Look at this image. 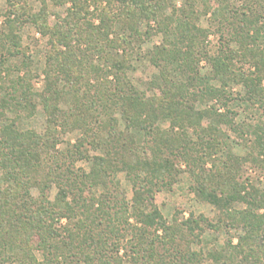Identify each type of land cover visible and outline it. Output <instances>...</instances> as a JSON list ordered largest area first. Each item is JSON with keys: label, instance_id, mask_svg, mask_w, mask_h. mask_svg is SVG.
Returning a JSON list of instances; mask_svg holds the SVG:
<instances>
[{"label": "trees", "instance_id": "16d2710c", "mask_svg": "<svg viewBox=\"0 0 264 264\" xmlns=\"http://www.w3.org/2000/svg\"><path fill=\"white\" fill-rule=\"evenodd\" d=\"M28 1L7 0L9 10L0 30V170L4 184L0 187V264L17 249L25 253L23 259L35 264L33 248L43 253L46 264H204L200 253L181 249L187 235L203 230L197 221L169 224L154 204L157 185L172 176L178 161L189 169L194 194L227 217L220 222L227 234L242 230L236 244L231 237L226 249L210 258L224 264H264V186L237 177L238 157L229 154L222 161L219 155L225 146L224 126L241 140L247 135L253 138L251 160L264 165L263 0H184L186 5L174 9L171 16L164 15V2L173 0H106L107 9L100 17H89L90 8L105 0H53L58 5L71 4L66 17L49 27L41 10L38 15L30 14L27 21L37 25L55 49L47 61L40 93L27 73L12 79V68L2 58L6 52L9 56L20 52L18 32L29 11ZM115 4L119 11L111 17ZM201 4L206 12L214 5L211 15L217 19L222 41L214 55L208 53L207 31L198 27ZM96 18L98 25L93 23ZM144 21L156 23L164 37L148 54L160 70L161 97L141 94L127 77L128 50L134 53L135 43L152 35L151 26L141 30ZM116 24L122 34L113 36ZM232 42L237 49L230 47ZM203 61L211 66L209 75L200 72ZM243 61L254 71L237 65ZM215 81L221 86L216 87ZM231 81L244 87L242 99H232L227 92ZM211 101L217 106L195 111L197 103ZM232 101L256 106L262 120L237 124L230 109ZM39 105L46 115L44 135L22 131L16 122L3 118L8 111L32 116ZM220 108L225 110L219 112ZM118 113L124 130L118 129ZM168 118L171 130L163 133L158 123ZM189 127L197 133L196 140L189 136ZM74 129L83 131L76 144L82 156L80 147L87 144L95 150L108 146L110 155L119 149L131 152L127 149L134 146L127 137L131 133L144 140L154 137L157 149L144 148L146 155L133 149L134 162L125 165L133 186L130 207L109 196L96 198L90 190L118 173V165L95 157L90 173H75L60 157L58 136ZM154 152L159 156L151 157ZM53 184L58 193L50 201L47 191ZM34 188L40 192L39 199L32 196ZM236 204L246 207L238 211Z\"/></svg>", "mask_w": 264, "mask_h": 264}, {"label": "rangeland", "instance_id": "374dc122", "mask_svg": "<svg viewBox=\"0 0 264 264\" xmlns=\"http://www.w3.org/2000/svg\"><path fill=\"white\" fill-rule=\"evenodd\" d=\"M264 3V0H263ZM23 5V4H22ZM165 5V16H171L173 10L180 9L186 5L184 0H173L171 2H164ZM240 5V4H239ZM29 11L22 17L24 26L18 32L20 37V47L18 56H9L7 52L2 58L8 60L6 66L12 68V79L21 77L27 73L32 83L35 87V91L40 93L44 90L45 80H44V70L47 65V61L51 53H54V48L51 46L49 37H45L39 32L37 25L27 22L28 16L30 14H39L42 10L46 13L48 18L49 27L54 26L58 18H64L68 14V9L71 7V4L67 5H58L53 0H29L27 5ZM95 5H91L90 16L89 17H100L104 9H107V1L105 0L103 4H99L97 8ZM213 10L214 5L211 6ZM111 8V7H110ZM9 10L7 0H0V30L3 29V22L5 21L7 11ZM112 14H116L119 9L115 6L112 7ZM212 10H207L203 8L202 4L198 7L199 20L198 27L207 31L208 38L205 40L208 48V53L214 55L217 53L219 47L222 44L220 39V32L218 31L217 19L211 15ZM112 17V16H111ZM96 25L99 24L98 18L93 21ZM260 24H264V15L260 19ZM151 26L153 28L152 35L150 38H141L134 45V53L128 50L130 54V68L127 72V77L136 88L138 92L147 97H161L162 89H164L163 80L160 76V70L155 67L148 58L149 52H151L154 47L159 46L163 43V35L157 32L156 23L144 21L141 25V30L144 32L146 29ZM223 29V28H222ZM227 29V28H226ZM227 33V32H226ZM122 31L118 24L115 25L113 36L121 35ZM227 40L229 38L226 36ZM75 44V43H74ZM232 49H237L238 45L234 42L230 44ZM59 50L60 48L57 47ZM122 49L118 51V55L122 54ZM96 64H101L97 57L93 58ZM1 61V57H0ZM240 67L249 71H254L253 66L249 64L237 63ZM212 71L211 66L206 61H203L200 65V72L204 75H209ZM29 72V73H28ZM7 77V76H5ZM216 87L221 86V82H213ZM264 85V84H263ZM226 90L231 94L232 99H242L245 94V89L242 85L234 83L233 81L229 82L226 86ZM217 106L216 101H211L207 104L197 103L196 112L201 113L206 108ZM65 108V105H62ZM231 112L235 114V122L237 124L253 125L256 122L262 120L261 111L258 110L256 106L247 105L246 103L239 101H232L230 103ZM225 109L220 108L219 112H223ZM6 122H16L18 128L22 131H35L40 135H44L47 129L46 115L41 105L38 106L36 113L32 116L27 114L20 113L17 114L13 111H8L5 114ZM3 119V121H4ZM115 119L119 121L118 129L124 130V123L121 119L120 114L115 115ZM171 119H165L158 123V128L160 131L167 132L171 130ZM206 121V120H205ZM205 125V124H204ZM207 127V126H206ZM223 130V149L219 154L222 161H226L229 154L233 155L235 158H239L235 165V169L238 171L237 177L241 181L245 179H250L251 182L257 184L258 186H264V165L258 164L251 160L252 148L250 144L253 142V138L247 137L245 140H241L233 131L229 130L226 127H221ZM177 133L180 132L178 128L175 129ZM188 133L193 140H196L197 133L194 128L189 127ZM132 133L127 136L129 139H133V147L130 148L131 152H126V150L119 149L118 154L115 152L109 155L110 147H104L103 150H95V148L90 145H84L80 147L83 152V156L78 154L76 149V144L79 143V139L83 138V131L79 129H74L69 132H62L58 136L57 149L60 154V157L66 159V165L75 171V173L84 170L86 173H90L92 169L93 159L95 157H103L104 159L112 162L114 165L119 166V172L115 175L112 173V177L107 179V181L91 188V193L96 197L100 196H109L112 199L117 200L119 203L126 202L129 207L133 204V186L128 177V172L126 171L125 165L127 163L134 162L133 149H137V152H143L146 155L149 147H154L157 149L156 144L154 143V137H146L145 140L142 136L132 137ZM165 136V135H163ZM162 138L164 139V137ZM89 140L92 139L89 136ZM251 140V142H250ZM132 145V144H131ZM129 146V145H128ZM136 147V148H134ZM144 148L146 151H144ZM150 151V149H149ZM136 152V153H137ZM168 154L167 150L165 151ZM140 153V155H142ZM155 153V152H154ZM150 154L151 157L159 156L157 153ZM82 156V158H80ZM160 159V157H159ZM178 161V160H177ZM186 163L175 162L174 172L172 176H166L164 182H159L157 185L159 190H156L154 193V204L158 210L162 213L163 217L168 221L169 224L183 223L187 220L197 221L202 231H196L195 236L187 235V239L182 241L181 249L191 250L193 252L200 253L204 258V264H224L223 262H216L210 258L212 253H221L223 252L228 244V241L233 238V244L237 243V235L242 233V230L238 231L231 230L228 234L226 229L220 223L222 220L227 221V217L221 213V211L214 206L203 202L200 200L192 191L194 180H192L191 175L189 174V169L185 165ZM212 164L208 163L207 168L211 169ZM123 167V168H122ZM173 171V170H172ZM2 172L0 170V187H4V184H1ZM105 183V184H104ZM260 183V184H259ZM32 196L35 199L41 197L38 189L34 188L32 191ZM58 193V187L53 184L51 189L47 191L50 201H54ZM245 205L236 204L235 209L238 211L245 209ZM63 224L67 223V220H62ZM23 247V245H22ZM25 248V246H24ZM32 251L36 257L35 264H46L43 253L37 248H33ZM123 253V250H121ZM25 253L20 249H17L15 252H9L10 256H7L6 261L3 264H34L31 261H27L23 257ZM53 264H62L61 261ZM70 264V263H68ZM71 264H75L74 261Z\"/></svg>", "mask_w": 264, "mask_h": 264}]
</instances>
